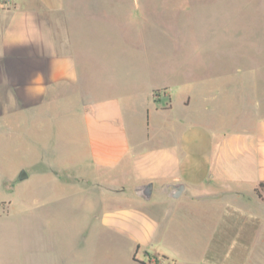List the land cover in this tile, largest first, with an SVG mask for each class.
Wrapping results in <instances>:
<instances>
[{
	"label": "crops",
	"instance_id": "obj_1",
	"mask_svg": "<svg viewBox=\"0 0 264 264\" xmlns=\"http://www.w3.org/2000/svg\"><path fill=\"white\" fill-rule=\"evenodd\" d=\"M3 1L0 152L10 139L27 155L17 178L34 182L27 192L34 209L29 229L51 251L39 264H264V192L256 191L264 181V117L254 120L262 101L240 106L227 94L218 99L226 86L205 84L186 91L175 113L174 51L159 43L150 51L147 37L139 40L143 50L122 51L126 37L87 16L102 1L120 16L124 0ZM84 26L118 42L107 47L106 86H84L76 52ZM73 97L78 108L68 115L64 102ZM236 105L240 129H229ZM127 170L137 176L135 198L116 192L100 210V192L85 184ZM149 181L145 199L137 188ZM177 183L183 189L172 197ZM56 186L60 198L50 211ZM154 192L153 201L137 202ZM70 203L85 210H68Z\"/></svg>",
	"mask_w": 264,
	"mask_h": 264
},
{
	"label": "rangeland",
	"instance_id": "obj_2",
	"mask_svg": "<svg viewBox=\"0 0 264 264\" xmlns=\"http://www.w3.org/2000/svg\"><path fill=\"white\" fill-rule=\"evenodd\" d=\"M2 3L5 6L10 4L8 0ZM111 3L102 1L87 16L115 26L126 37L127 45L124 44L122 51L127 50L126 46L131 51L143 50L144 45L140 46L139 43L142 37L149 40L150 51L158 43L159 49L163 45L165 49L171 48L174 51V66L179 69L175 77L179 83L175 84L177 91L173 93L177 106L175 113L182 108L176 101L182 100L186 91L190 94L192 90L197 92V88L205 84L227 87L228 91L221 92L218 99L227 94L237 100L240 106L254 104L257 108V100L264 104V0H124L127 11H123L120 16H117ZM115 41L103 31H94L92 26H84L83 36L77 38L76 52L87 74L84 75L85 87L94 83L104 86L109 84L101 74L102 71L110 70L106 63L107 47L118 44ZM199 46L205 49L197 53L195 47ZM89 73L93 79L89 78ZM160 91L163 93V90ZM59 104L61 108V102ZM76 104V97L64 102L63 107L66 105L68 115L73 114V107L78 108ZM262 104L256 111L255 121L258 117H264ZM239 105L232 108L235 113L237 111L238 118L236 123L230 124L229 129H240ZM231 113V110L224 108L223 114L226 117ZM9 140L6 139L3 154L0 152V158L3 159V162L0 160V264H39L45 259V254L51 251L44 248L38 235H33L29 229L33 221L30 213L34 209L33 204L28 203L27 192L34 182L31 183L29 178L18 180L17 167L22 164L28 166L29 162L27 155L22 150L15 151L13 142ZM127 171L118 179L113 178L116 174L114 171H106L111 177L101 181V185L90 182L85 184L86 191L93 194L100 192V210L108 206L107 199L113 198L116 192L125 195L122 196L125 199L135 198L132 188L138 181L137 176L135 172ZM58 174L61 176L62 172ZM54 190L47 207L50 211L56 209L60 198V189L56 186ZM157 194L154 192L148 201L138 199L137 202H151ZM22 198L26 202L20 201ZM40 205L44 206L38 203ZM68 210L76 212L85 209L70 203ZM51 221L55 225L58 220ZM55 244L62 245L61 240L55 239Z\"/></svg>",
	"mask_w": 264,
	"mask_h": 264
},
{
	"label": "water",
	"instance_id": "obj_3",
	"mask_svg": "<svg viewBox=\"0 0 264 264\" xmlns=\"http://www.w3.org/2000/svg\"><path fill=\"white\" fill-rule=\"evenodd\" d=\"M152 188H153V183L149 181L147 183L139 185L137 190L143 198L148 199L151 196ZM172 189L173 190L171 192V196L178 197L183 189V184L182 183L173 184Z\"/></svg>",
	"mask_w": 264,
	"mask_h": 264
},
{
	"label": "trees",
	"instance_id": "obj_4",
	"mask_svg": "<svg viewBox=\"0 0 264 264\" xmlns=\"http://www.w3.org/2000/svg\"><path fill=\"white\" fill-rule=\"evenodd\" d=\"M257 193L262 196L261 192H264V181H260L256 188Z\"/></svg>",
	"mask_w": 264,
	"mask_h": 264
}]
</instances>
